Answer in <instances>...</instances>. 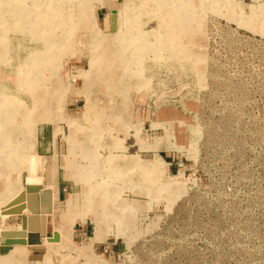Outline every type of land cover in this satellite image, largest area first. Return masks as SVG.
I'll use <instances>...</instances> for the list:
<instances>
[{"label": "rangeland", "instance_id": "374dc122", "mask_svg": "<svg viewBox=\"0 0 264 264\" xmlns=\"http://www.w3.org/2000/svg\"><path fill=\"white\" fill-rule=\"evenodd\" d=\"M184 1L22 0L45 20L32 23L15 20L20 0H0V128L18 127L0 142V183L15 182L5 170L29 147L23 161L39 158L53 195L42 245L21 246L25 264H264V0ZM112 13L133 44L98 70ZM179 16V29L164 26ZM133 46L150 48L136 58ZM24 176L0 197V254L16 247L1 234L24 229L22 216H1L32 167ZM60 223L64 249L49 253Z\"/></svg>", "mask_w": 264, "mask_h": 264}, {"label": "bare ground", "instance_id": "6f19581e", "mask_svg": "<svg viewBox=\"0 0 264 264\" xmlns=\"http://www.w3.org/2000/svg\"><path fill=\"white\" fill-rule=\"evenodd\" d=\"M20 1L21 2H19V5L17 6L18 8L15 9V12H16V14H15V20L16 21L19 22L20 19H21V17H23V19H29L30 21H32V23H39L40 20L43 21V22L45 21L44 19H38L36 17L35 18H32L34 15H32L30 11L25 10L24 9V6H21L22 0H20ZM161 1L163 2L164 0H161ZM166 1L169 2V0H166ZM183 3L186 4V8H184V7L181 8L180 7L181 10L182 9H187L188 8V5H189V7L191 9H193V6L195 4H197V1L186 0ZM84 4H86V3H84ZM187 12L189 13L188 10H187ZM111 19L112 18L110 16L109 17V23H108L109 28L111 27V25H110L111 24L110 23L111 22ZM177 19L174 18V19H171V20H167L164 26L166 28H168V29H171V30L175 26H177L178 29H179L181 27L180 26L181 22H185V21H184L183 18H181V16H179ZM117 20H119V22H120V24H118L119 31L117 29H115V30H113L111 32H105L104 34L102 33L103 37L98 42L100 44V43H103V42L105 43L107 41V44H108L107 49H108V51H104V52L103 51H100V46L98 47V44H97V46L94 47V49H96V52H95L96 58L95 59L99 60L98 62L95 63L96 68L98 70L105 69V68H110L113 65H117V62H118V60L121 59V57L122 58H125L126 57L125 56V53H127V49H130V47L132 46L130 44H133V41L131 42L130 38L126 34L121 33V27H122V24H123L122 23L123 19H121L120 14H117L116 21ZM84 21L85 20H83V22ZM176 22H178V24ZM183 26H185V25H183ZM122 29H123V27H122ZM183 35H185V28L182 29V30H179L178 34L175 35L174 37H173V35L167 36L166 39H164V40L161 41L162 42L161 43L162 44V47L159 45V46H156L155 49H158V48L159 49H162L165 44L170 49V48H172L173 46H175L177 44L178 39L181 36H183ZM110 36H113V37L111 38ZM122 36H124L125 41L124 40L123 41L121 40V37ZM108 39H110V40H108ZM137 40H141V39H137ZM127 46H129V47H127ZM43 47L44 48H47V50H48V51H45L43 53H46V54L50 53L49 52V49L50 48H48L49 46L43 45ZM145 48H146V50L143 49L140 52L137 47H134L133 50H132V52H131V55L132 54H135L136 55V58H137L138 55L142 54L143 52H147V50H149L150 47L147 46ZM50 56H51V54L48 55V56H46V59L49 60L51 58ZM115 68L116 67H114V69H112L113 70V72L111 71L112 73L110 72V74H112V78H110V81L112 80L111 81L112 82L111 84H112L113 87H115V86H121V84L123 82V79H121L117 75V73L115 71ZM23 71H24V73H19L17 75L18 78H20L21 76L25 77L26 75H28L29 73H31V71H29V73H27V71L24 68H23ZM110 77H111V75H110ZM31 97H32V102L33 101L36 102L34 100L35 98L32 95H31ZM41 99L43 100V97H41ZM9 100H14V99L9 98L8 101ZM16 100L17 101L19 100V97L18 96H17V98L15 96V101ZM15 101H12V102H15ZM23 102H25V101L23 100ZM30 109H33V106L32 105L30 106ZM27 115H28L27 116L28 119L26 120V123L27 122L30 123L29 120L32 117V112L29 111V113ZM10 126H11V128H10ZM17 128L18 127H16V125H14L13 122L11 123V125H5V127L0 128V142L7 143L8 141H10L12 139V137H13V134L16 133ZM3 149H4V145H3ZM30 150H31V148H29V147H28L27 150H25L24 147H21L19 149V152H20L19 159L16 158L17 160L10 161L11 163H13V166L10 167L9 169L6 168L5 172H8V171H10V172L13 171L14 172L15 171V174H16L17 177L16 176L13 177V180L15 179V182L14 183H8V182L7 183H4V182L3 183H0V184H2V185H0L1 186L0 187V197L3 198L2 200H5L6 197H12V196H14L15 195V188H16L17 184H19V179L18 178L19 177H25L24 176L25 171L26 170H29L31 167H32V176L29 179H27V185H28V187H34V186L35 187L31 191H28V187H27L26 193H22L17 199H15L12 203H10L8 206H6L5 208L2 209L1 216H4V215H7V216H22V215H17V214H10L6 210L8 208H10L11 206L15 205V202L18 201L20 198H22V196H23V201L27 204V201H28L29 196H30L31 193L36 194L37 205L39 206V209L40 210L38 212H36L35 214L28 207H26L23 210V215L27 211L31 214L28 218H30L33 215L36 216L35 218L33 217L31 219V221H30V224H31V227L32 228L29 229V227H27L26 230L25 229L22 230L24 232V237L26 238V243H24V244L23 243H14V244H6V243H4V246H16V247H14L11 251H9V253L0 254V264H25V261L22 259L24 256H22V253H20V252L24 251L25 254H27V251H25V249H23L21 246H30V245H37V244H41L42 245L43 239L46 237V234H47V231H48V225H46L47 224V216H49L51 214H43V212L41 210V206H42V197H41V194H42V192H43L44 189H43V186H42V178L38 176V173L40 171V168L39 167L42 166V169H43L44 166H43V163L39 162V158H37V157H35L31 161H25V163H24V161H23L24 158L25 159L26 158H29L32 155L30 153ZM1 151L2 150H0V152ZM16 151H18L17 150V147H15V152ZM19 152H17V156H18ZM21 157H23V159H21ZM3 164H6V163H3ZM67 164H69V163H67ZM68 166H70V165H68ZM76 189H77V187H76ZM85 193H86V196L84 198V200H85L84 202L88 201V202H91L92 203V202L95 201V200L94 201L92 200L93 199L92 198V191H88V192H85ZM93 195H94V193H93ZM97 195L100 196V193H97ZM52 196L53 195H52V192H51V203H52ZM107 201L108 200L104 199V205L105 206H103V210H104L103 212H105V214H107V216H112L116 212V210L113 209V207H114L113 205H115V203H117V202H115V200H113V202H112L113 205L111 207H109V209H107L108 208V207H106L107 206ZM98 203H100V201ZM76 207H77V202L75 203V202H73L70 199L69 202H68V205H67L66 212L67 213L68 212L70 213L72 211H75L77 209ZM53 209H54V206H53ZM107 211H109V213H106ZM43 216H45V217H43ZM28 218H27V220H28ZM43 226H44V231H45L44 234H42V228H43ZM54 230H56V231H53L52 236H50V235L48 236V240H47V244H46L47 245V250L50 251L49 253H52L55 249H57V250H63L64 247L62 246V244H59V243H64L66 241L65 240L63 242L62 239H61V237L64 235L63 232H67L66 231V228H65V225L63 223H60L57 227L54 228ZM5 232H8L9 234L13 235L17 231H5ZM3 233L1 234V237L6 240V238L8 236H5ZM14 253H15V257L13 256Z\"/></svg>", "mask_w": 264, "mask_h": 264}, {"label": "water", "instance_id": "95a60500", "mask_svg": "<svg viewBox=\"0 0 264 264\" xmlns=\"http://www.w3.org/2000/svg\"><path fill=\"white\" fill-rule=\"evenodd\" d=\"M116 19H117L116 13H112V21H111V27H110L111 31L116 29ZM34 187H28V191H31ZM41 197H42L41 210L43 214H51L52 209H53V205L51 203V191L44 189L41 194ZM26 207H28L34 214L40 210L39 206L37 205L36 194H33V193L30 194L27 204L23 201V196H22V198H20L18 201L15 202V205L11 206L6 211L10 214L22 215L23 228L26 229L27 227H29V229H31L32 227H31L30 221L33 217L35 218L36 216L33 215L27 220L26 216L23 215V210ZM44 233L45 231H44V226H43L42 234ZM3 234L5 236H8L5 240L6 244L26 243V238L24 237L23 231H19V232L17 231L13 235L9 234L8 232H4Z\"/></svg>", "mask_w": 264, "mask_h": 264}]
</instances>
